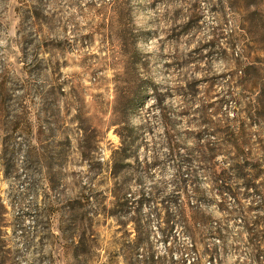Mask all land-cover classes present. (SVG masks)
I'll return each mask as SVG.
<instances>
[{
	"label": "rangeland",
	"instance_id": "374dc122",
	"mask_svg": "<svg viewBox=\"0 0 264 264\" xmlns=\"http://www.w3.org/2000/svg\"><path fill=\"white\" fill-rule=\"evenodd\" d=\"M0 264H264V0H0Z\"/></svg>",
	"mask_w": 264,
	"mask_h": 264
},
{
	"label": "trees",
	"instance_id": "16d2710c",
	"mask_svg": "<svg viewBox=\"0 0 264 264\" xmlns=\"http://www.w3.org/2000/svg\"><path fill=\"white\" fill-rule=\"evenodd\" d=\"M213 37H215L213 40H210V44L209 46L211 48H219L220 44L216 43V41H219V37H220V33L218 32H213ZM153 92L155 94V101L156 104L159 107V111H160V120L161 122L166 123L167 122V116H166V111L165 108L162 107L161 103H162V95L163 94H157V91L155 88H152ZM182 91V90H181ZM228 94L231 95V92L228 90L227 91ZM181 94L183 96H188L190 98V100H192L193 98H195V94L193 92V90L191 89L190 86H188V88L184 89ZM199 113L201 114V120L203 125H206L207 123L210 124V122L208 121V119L206 118V106H201V108L198 110ZM215 132L218 134H223L225 132V128L223 126H217L215 128ZM120 138H121V144L120 146L114 151L115 153H119L120 155L123 154L122 158L126 157V152H127V148L131 145L132 142H130L129 140V136L126 134L125 136L120 134ZM199 138V137H197ZM164 144L166 145V149H167V158L173 160L174 162H176V171H177V176H176V182H175V186L176 189L179 191H184L185 186L189 183L193 181V178L195 176L194 174V168H192L191 166V162L194 161L196 162V166L207 169L209 171V176L214 179V180H222L224 181L225 179H227V174L225 171H217L214 167H212V159L214 157V155H216L218 153V149L210 146L208 144H199L198 147L195 149V152H197V155L195 157H192V154L190 150H184L183 152H181V147L179 144L175 143L172 138L169 136L168 131H164ZM155 162H153L154 164ZM152 164V165H153ZM185 168L187 173H186V177H184L185 173L182 172V169ZM176 190V191H177ZM230 194H232L234 196V193L229 191ZM142 196L140 195V198ZM126 202L122 203V205H127L129 199H125ZM168 201L173 202L174 200L171 199V197L168 198ZM139 203L143 202V199H139L138 200ZM168 214V212H167ZM169 221H173V216L172 214H168L167 220L166 222L169 223ZM174 222H172V224H170L168 226V233L166 238L168 237V234L171 232L172 227H173ZM152 257V256H151ZM153 259V257H152Z\"/></svg>",
	"mask_w": 264,
	"mask_h": 264
}]
</instances>
